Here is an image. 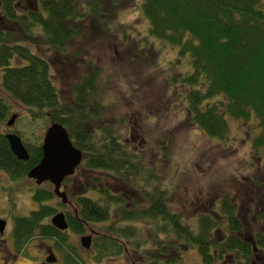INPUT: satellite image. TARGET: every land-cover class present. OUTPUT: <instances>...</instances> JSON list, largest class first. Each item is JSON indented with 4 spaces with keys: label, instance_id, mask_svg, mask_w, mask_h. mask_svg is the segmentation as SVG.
Returning <instances> with one entry per match:
<instances>
[{
    "label": "trees",
    "instance_id": "trees-1",
    "mask_svg": "<svg viewBox=\"0 0 264 264\" xmlns=\"http://www.w3.org/2000/svg\"><path fill=\"white\" fill-rule=\"evenodd\" d=\"M30 1L34 5L22 4L25 0H0L1 89L30 108L32 114L48 116L49 121L64 126L73 145L81 150L82 160L78 166L97 173L105 172L122 185H133L132 181L137 176L141 184V174L146 178L147 167H143L144 157L140 150L129 149L110 127H91L88 124L93 116L99 117L96 111L97 69H92L90 74L73 83L70 88L72 97L66 100L64 93L52 83L49 64L40 53L41 50L63 52L68 43L82 33L81 22L87 16L96 18L104 26L109 17L115 18L117 0H81L79 8L76 0ZM139 8L148 22L150 37L175 46L179 54H188L190 69L181 74L182 84L190 87L185 92L188 120L207 137L222 140L230 132L228 118L243 123L254 119L257 129L250 139L251 154L262 157L264 0H141ZM16 28L20 34L14 35ZM30 47L36 52H32ZM14 58L18 62H13ZM8 115L9 106L0 94V122L5 121ZM24 145L28 158L18 160L0 133V169L12 179L25 175L41 156L40 143ZM261 161L264 162V158ZM72 175L63 179V187L68 183L73 186ZM90 190L93 195L71 193L70 189V197L73 195L70 210L64 211L67 228L60 231L45 220L55 210L50 202L53 193L36 187L31 193L36 208L27 215L13 218L10 230L12 247L18 251L33 237L51 238L54 247L62 250L61 264H90L74 247L66 244L67 249L61 248L66 239L65 230L76 234L92 224L99 225L110 218L109 207H117L124 202L122 196L108 193L103 187ZM162 193L160 190L147 193L139 185L138 194L147 203L140 213L142 222L155 219L156 234L147 247L140 239L133 243L142 248L138 251L137 264H176L181 253L177 241L196 248L198 236L199 264H218L219 259L224 263L227 257L229 260L224 264H247L249 244L239 241L234 234L241 225L237 217L231 216L230 199L222 197L221 200V210L227 216L228 234L211 240L213 221L210 218H200L197 235L196 230L181 223L178 214L166 208ZM105 194L107 205H102L100 200ZM132 219L131 213L122 210L115 220L126 222ZM105 230L106 233L92 232L90 246L97 261L105 255L116 256L124 252L122 241L130 242L135 237L132 226L112 224ZM160 233H173L175 240L164 241L158 238ZM255 242L259 246L264 245L257 239ZM226 253L231 256H225Z\"/></svg>",
    "mask_w": 264,
    "mask_h": 264
},
{
    "label": "rangeland",
    "instance_id": "rangeland-1",
    "mask_svg": "<svg viewBox=\"0 0 264 264\" xmlns=\"http://www.w3.org/2000/svg\"><path fill=\"white\" fill-rule=\"evenodd\" d=\"M76 1L79 8L81 0ZM117 2L115 18L109 17L104 26L96 18L87 16L81 22L82 33L73 38L63 52L41 50L40 53L49 64L52 83L64 93L66 100L72 97L70 88L73 83L90 74L92 69H97L95 87L99 117L93 116L96 119L88 124L91 127H110L129 149L140 150L144 157L143 167H147L146 178L141 174V184L136 176L134 179L131 177L133 185H122L105 172L97 173L78 166L80 168L77 167L71 176L73 186L68 183L63 187L68 202L73 198V195L70 197V189L71 193L93 195L90 189L97 187L122 196L124 202L117 207H109L110 218L99 225L92 224L76 234L65 230L66 239L61 248L67 249L66 244L74 247L90 264H137L138 251L142 248L133 243L140 239L147 247L156 234L155 219L142 222L140 213L147 203L138 194L139 185L147 193L162 191L166 208L178 214L181 223L193 230H196L202 216L214 218L213 211H220L222 197H227L242 218L241 205L249 207L246 218L250 222L248 231L251 234L256 231L255 224L264 231L260 224L264 219V209L261 208H264V162L261 161L264 155L253 156L250 147L251 136L257 129L255 120L243 123L228 118L230 132L222 140L209 138L195 127L186 112L185 92L190 87L181 81V74L190 69L188 54H179L175 46L149 36L148 22L139 8L141 0ZM22 4L34 5L30 0ZM17 33L20 34L16 28L14 35ZM30 50L36 52L32 47ZM13 62L18 60L14 58ZM0 94L9 106V114H16L10 131L17 133L25 144L39 143L49 122L48 116L32 114L30 108L8 96L1 87ZM6 130L5 121L0 122V133ZM36 187L52 189L50 183L45 181L36 185L25 175L13 180L0 169V218L5 219L4 230L0 234V264H36L43 259L48 248L55 255V263L63 261L62 250L54 247L51 238L33 237L18 251L10 242L13 218L27 215L37 206L31 199ZM107 199L105 194L100 204L107 205ZM50 202L55 207L54 211L70 210V204L60 203L54 195ZM122 210L131 213L133 219L117 222L115 219ZM45 220L49 221V217ZM218 220L215 218L216 223L212 224L211 240L218 239L220 233L228 234L224 224H219ZM112 224L134 227L135 237L130 242L122 241L124 252L116 256L105 255L97 261L93 258L91 246L88 249L80 246L79 237L92 232L106 233L105 227ZM172 235L160 233L158 238L175 240ZM177 242L181 253L176 264H197L196 248L180 240ZM228 260L229 257L224 259V263ZM217 263L224 264L220 259Z\"/></svg>",
    "mask_w": 264,
    "mask_h": 264
},
{
    "label": "water",
    "instance_id": "water-1",
    "mask_svg": "<svg viewBox=\"0 0 264 264\" xmlns=\"http://www.w3.org/2000/svg\"><path fill=\"white\" fill-rule=\"evenodd\" d=\"M16 114L12 113L5 121L7 126H11L14 122ZM10 152L19 160H27L28 152L21 141L18 134L14 132H5L3 134ZM41 156L39 160L31 166L26 177L33 180L35 184H41L48 181L52 185V193L59 198L61 203H66V193L61 189V182L64 177L73 173L74 169L80 164L81 150L73 145L68 132L60 123L50 121L44 129L41 142ZM49 223L58 230L67 228L64 212L55 211L49 217ZM5 226V220L0 218V234ZM91 243V235L83 234L79 237V244L82 248L88 249ZM252 249L254 250V244ZM55 256L51 249L46 251L44 261L38 264H46L55 262ZM248 264H258L255 260Z\"/></svg>",
    "mask_w": 264,
    "mask_h": 264
},
{
    "label": "flooded vegetation",
    "instance_id": "flooded-vegetation-1",
    "mask_svg": "<svg viewBox=\"0 0 264 264\" xmlns=\"http://www.w3.org/2000/svg\"><path fill=\"white\" fill-rule=\"evenodd\" d=\"M8 131H10V128L9 127H7V130L4 131L1 134L3 135L5 132H8ZM17 179H20V178H17ZM13 180H16V179H13ZM251 199H253V197H251ZM251 199H249L247 201V203ZM241 206H242V211H243V218L240 216V214L238 213V211H236L233 203L230 206V209L232 210L231 216L232 217H237V219L239 220L240 225H241V229L239 231L234 232V234L238 237L239 241H242L244 243L246 242V243L249 244L250 255H249V258H248V261L247 262L249 263L250 261L255 260V262L258 263V264H264V252H263L264 251V245H262V246L260 245L259 246V244H257L255 242V239H257L258 241H261V242L264 243V231H260L259 228H258L259 225H257V224H255L256 231L253 234H251V232L248 231V229L250 230V222L247 221V218L246 217H247V212H249V207H247L246 205H241ZM261 208L264 209L263 207H261ZM213 212H214L213 214L215 215V217L212 218V219L210 218V220H212L214 223H216L215 218H217V219H219L217 222L219 224H221V225L224 224L223 226L226 227V225L228 223L227 216H226V214L224 212H222V210H221V204H220V211L214 210ZM241 219H243V220H241ZM260 224L263 225V227H264V219H262L260 221ZM213 228H214V226H212L211 230ZM211 230H210V233H211ZM246 232H248L249 234L247 235ZM259 232H261V233L260 234H257ZM196 233H197V235H199V219H198V222L196 224ZM224 237H225L224 233H220V236H219L218 239L224 238ZM197 241H198V244L196 246V256L198 258V264H199V236H198V240ZM251 242H253V244H254V247H255L254 250L252 249V246L253 245H252ZM229 255L231 256V254H227V255L225 254V256H229ZM44 257H43V259L41 261H38V263L44 261ZM46 264H54V263H46Z\"/></svg>",
    "mask_w": 264,
    "mask_h": 264
}]
</instances>
